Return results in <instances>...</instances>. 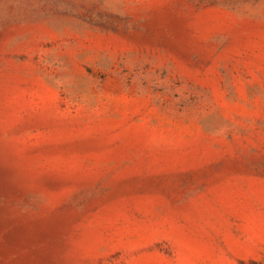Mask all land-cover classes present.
<instances>
[{"label":"rangeland","instance_id":"rangeland-1","mask_svg":"<svg viewBox=\"0 0 264 264\" xmlns=\"http://www.w3.org/2000/svg\"><path fill=\"white\" fill-rule=\"evenodd\" d=\"M0 264H264V0H0Z\"/></svg>","mask_w":264,"mask_h":264}]
</instances>
